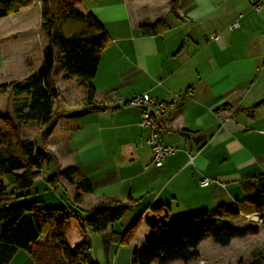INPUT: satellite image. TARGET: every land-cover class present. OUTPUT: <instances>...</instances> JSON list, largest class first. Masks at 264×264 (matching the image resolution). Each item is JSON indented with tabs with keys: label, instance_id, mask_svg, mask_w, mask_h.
<instances>
[{
	"label": "crops",
	"instance_id": "1",
	"mask_svg": "<svg viewBox=\"0 0 264 264\" xmlns=\"http://www.w3.org/2000/svg\"><path fill=\"white\" fill-rule=\"evenodd\" d=\"M80 1L79 11L93 15L105 27L111 43L92 80L94 104L87 105L82 86L80 100L67 94L69 105L85 106L86 113L77 111L65 118L75 132L90 129L91 136L78 151V157L83 154L81 161L70 157L68 164L61 162L64 168L59 172L78 170L66 179L71 190L64 187L69 194L67 207L88 212L115 207L112 204L127 203L130 198L135 201L120 221L102 232L89 233L94 261L133 264L135 247L151 235L147 222H169L226 207L236 209L239 219L226 220L225 224L238 229L259 228L260 233L234 239L227 247L206 240L198 247L199 261L264 264V222L245 220L257 214L250 198L257 178L264 175V104L254 117L247 115L264 102V0H181L176 16L172 0ZM39 3L0 20V32L5 22L8 37L14 38L17 34L11 33L19 29L27 32L11 42L4 63L26 74L25 80L39 71L44 52L51 46L49 39L38 40L40 37L30 32L36 16L43 22L41 7L36 6ZM161 21L169 26L167 31L142 36L141 26ZM235 22L240 28L232 29ZM212 36H218L219 41ZM60 70L65 76V70ZM56 71L57 61L54 74ZM70 79L81 82L78 76ZM143 94L166 104L165 121L159 128L161 141L178 150L163 167L150 170H146L152 159L147 142L150 132L140 125L141 110L125 105L128 99ZM85 179L93 187L92 194L77 189ZM203 180L212 184L202 187ZM79 195L82 203L77 206L74 200ZM158 207L161 210L154 212ZM129 213L126 223L122 222ZM261 215L264 218V213ZM139 218L144 224L136 240L130 246L121 244L120 238ZM83 240L73 224L71 245ZM10 264L35 263L26 251L18 250Z\"/></svg>",
	"mask_w": 264,
	"mask_h": 264
},
{
	"label": "trees",
	"instance_id": "2",
	"mask_svg": "<svg viewBox=\"0 0 264 264\" xmlns=\"http://www.w3.org/2000/svg\"><path fill=\"white\" fill-rule=\"evenodd\" d=\"M37 0H0V20L30 8ZM181 0H172V12L176 16ZM42 30L51 46L44 52V62L38 72L24 82L2 85L1 89H13L18 96L26 95L27 102L22 118L25 121L49 125L54 119V103L60 92L54 81L55 64L65 70V79L78 76L85 89L87 105H93L96 88L95 78L103 52L111 43L105 27L91 14L79 11L80 0H43ZM74 22L73 29L67 25ZM169 29L166 22L141 26L144 37L157 36ZM57 46L59 52L54 49ZM264 104L247 111L254 117L256 110ZM18 131L13 123L0 114V204L11 198L27 195L36 180L49 171L52 164L49 156L38 148L33 140H17ZM18 148V153L12 147ZM47 168V169H46ZM78 172L67 168L60 175L69 179ZM50 183L58 182L56 177ZM78 191L92 194L93 187L85 179L77 185ZM250 201L255 212L264 213V175L257 178L256 189ZM82 203L81 196L74 200ZM135 201L114 203L115 207L103 206L92 211L46 207L43 202L0 207V264H10L18 250L26 251L35 264H98L92 256L89 233L106 230L120 221ZM161 210L160 207L154 212ZM236 209L220 207L212 212H201L188 217L162 222H147L151 235L133 253V264H194L199 261V245L211 240L227 247L234 239H244L260 233L259 228L238 229L225 222L236 221ZM225 217V218H223ZM264 219V218H263ZM227 220V221H226ZM77 224L84 240L74 246L70 243L73 224ZM144 224L143 218L136 219L120 238L121 244L130 246ZM224 224V227L221 226ZM250 264H258L253 261Z\"/></svg>",
	"mask_w": 264,
	"mask_h": 264
},
{
	"label": "rangeland",
	"instance_id": "3",
	"mask_svg": "<svg viewBox=\"0 0 264 264\" xmlns=\"http://www.w3.org/2000/svg\"><path fill=\"white\" fill-rule=\"evenodd\" d=\"M42 3L43 0H40L39 5H36L37 7L39 6V8L41 7V11L43 7ZM7 19L9 18H6L4 20ZM41 24L42 23H40L39 16H36V21H34V24H32V27L30 29L31 31H29L32 34H35L37 37H40V39L38 40L45 41L48 39V37L46 33L42 30ZM5 25L6 23L4 22L3 28L1 29L3 30V33L2 31L0 32V86L5 84L10 85L14 82H21L27 77L26 74L17 73L15 72V69L4 65L7 59V53L12 48L11 42L22 39V37H24V34H27V32H23L21 31V29H19V31L11 33L17 34L14 38H11L8 37V35H6L5 33ZM66 27L67 29H73L74 22H70ZM15 43L21 45V43ZM17 44L15 45L16 48H18L19 46ZM55 49L58 53L59 49L57 46L55 47ZM60 67V58H58L57 71L54 74V81H56V84L59 87V92L62 99H57L55 101L53 108L54 119L49 125L44 126L38 122L25 121L22 118V114H24L25 111L18 112V110L24 109V106L26 105V102L28 100L27 96H18L15 91L11 88L7 90L0 88V114L4 116L7 120H9L11 123H13V125L15 126L16 130L18 131L16 139H28L35 141L38 148L45 152L52 161V164L50 166H47V168L49 167V171L47 173L44 172V175L35 184V186L27 192V195L19 198H11L7 203H1L0 207H5V205L16 206L43 202L46 207L68 208L67 205L69 202L67 199L69 197V194L67 193L66 189L68 190V192H71L70 185L67 183L69 181H67L59 174V169L64 168L63 164H68L67 161L68 159H70V157L71 159L73 158L77 161L82 160L83 154L78 157V151L80 147L86 145V142L88 140H91V136L90 129L81 128L78 132H75V130L71 128L69 120L65 118V116L74 114L77 111L85 115L86 112H83V110L86 107L82 105L78 107H73L69 105L68 101L70 99L78 101L82 98L81 85L76 79L69 78V80H65L64 76L60 72ZM66 87L68 89H65ZM67 94H70V97L72 98L69 99L67 97ZM65 126L67 129L64 128ZM64 147L67 148V151H64ZM11 150L14 151V153H18V148L14 146ZM62 151L68 153V156H66ZM70 154H72V156ZM170 157L172 156L167 157V159ZM167 159L165 160V162L167 161ZM53 173H55L56 178H60L58 179V181L61 182V185L56 184V186H54L52 183H50L49 178L52 177ZM130 215L131 214L129 213L128 216L122 222L126 223L125 220H127ZM185 217L188 216H184L182 218Z\"/></svg>",
	"mask_w": 264,
	"mask_h": 264
},
{
	"label": "built area",
	"instance_id": "4",
	"mask_svg": "<svg viewBox=\"0 0 264 264\" xmlns=\"http://www.w3.org/2000/svg\"><path fill=\"white\" fill-rule=\"evenodd\" d=\"M259 9L260 5L257 6V10ZM238 28H240V24L235 22L232 26V29ZM211 39L214 41H219L220 38L218 36H212ZM125 105L139 108L141 110L142 116L140 125L142 128L147 129L150 132L147 142L152 149V159L146 166V170L163 167L167 157L174 156L177 153L176 148L164 145V143L161 141V136L159 133V128L165 121L164 115L166 111V104L157 102L148 94H143L128 99ZM211 184L212 182L209 180H203L201 182L202 187H207ZM245 220L254 224H260L264 222L263 216L260 213L247 216L245 217ZM199 264H206V262L199 261Z\"/></svg>",
	"mask_w": 264,
	"mask_h": 264
}]
</instances>
